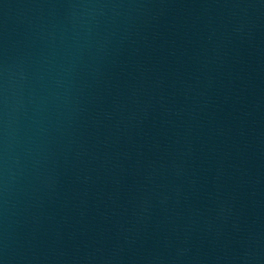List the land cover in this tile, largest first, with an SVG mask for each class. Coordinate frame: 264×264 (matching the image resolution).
Listing matches in <instances>:
<instances>
[{
    "label": "water",
    "instance_id": "water-1",
    "mask_svg": "<svg viewBox=\"0 0 264 264\" xmlns=\"http://www.w3.org/2000/svg\"><path fill=\"white\" fill-rule=\"evenodd\" d=\"M22 0H0V53Z\"/></svg>",
    "mask_w": 264,
    "mask_h": 264
}]
</instances>
